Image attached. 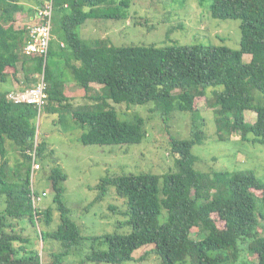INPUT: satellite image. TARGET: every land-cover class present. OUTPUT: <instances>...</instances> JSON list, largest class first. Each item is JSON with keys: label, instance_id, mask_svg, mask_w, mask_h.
Returning a JSON list of instances; mask_svg holds the SVG:
<instances>
[{"label": "trees", "instance_id": "trees-1", "mask_svg": "<svg viewBox=\"0 0 264 264\" xmlns=\"http://www.w3.org/2000/svg\"><path fill=\"white\" fill-rule=\"evenodd\" d=\"M19 1L0 0V264H43L41 253L18 231L23 224L33 227L43 243L50 239L59 243L62 250L52 252L53 264H63L82 239L63 200L68 177L59 165L48 177L55 208L34 206L39 194L32 188L33 162H46L49 149V143L36 138L42 111L69 113L78 129H84L80 137L84 145H139L147 137L144 119L122 121L114 104L149 103L164 119L176 109L192 113L191 137H171L172 153L178 156L175 171L101 180L96 201L114 187L124 199V225L130 232L100 237L107 249L95 251L90 261L124 264L134 261L140 248L154 245L161 264H190L188 247L193 245L198 264H264V179L250 169L197 171L198 157L193 154L205 140L196 102L208 99L209 92L220 138H226L222 132L237 131L242 141L264 145V0H213L209 6L213 18L240 22L239 49L208 44L117 47L106 39L87 44L78 29L89 19H125L130 1L110 7L106 5L110 0H46L54 7L53 37L46 53H28L33 43L30 29L15 24L18 12L35 17L45 0H24L34 8ZM246 55L249 61L244 60ZM19 66L27 84L15 87L11 78L18 79ZM38 79L47 82L49 94L41 112L34 105L9 100L13 90L25 91ZM67 82L85 90L83 100L69 98ZM247 111L256 113L254 123L246 120ZM16 152L21 158L15 157L10 166V153ZM56 211L60 222L51 230ZM213 214L224 223L223 229ZM194 228L201 239L193 237ZM178 252L183 257L176 260ZM247 252L257 257V263L245 258Z\"/></svg>", "mask_w": 264, "mask_h": 264}, {"label": "rangeland", "instance_id": "rangeland-1", "mask_svg": "<svg viewBox=\"0 0 264 264\" xmlns=\"http://www.w3.org/2000/svg\"><path fill=\"white\" fill-rule=\"evenodd\" d=\"M121 1L110 0L106 5L115 7ZM129 1V7H123L126 12L125 19L87 20L85 27L78 29L81 35L85 36L84 42L92 44L98 39H106L117 47L208 44L224 45L232 49L240 48V22L213 18L209 10L213 0H202V3L201 0ZM44 3L46 5L49 2L45 0ZM18 4H26L28 8L35 7L30 2L25 3L24 0L19 1ZM65 8L67 9L68 5ZM27 13L18 12L15 15L17 26L28 22L32 24V20L28 18L31 15L28 16ZM244 60L249 61L250 57L246 55ZM18 68V79L12 76L11 80L13 86L22 87L27 83L21 66ZM61 69L66 71L62 66ZM66 76L68 77V74ZM73 84L76 85L74 82H67L66 94L70 96L69 98L76 99L75 102L83 100L86 95L85 90ZM92 88L98 89V86L93 84ZM175 94H178V91H175ZM207 98L198 99L196 102V108L203 118V121L198 122L205 134L203 144L193 148V154L198 157L196 170L212 173L250 169L255 171L259 178L264 179V145H253L242 141L237 131L229 135L222 132L227 139L220 138L213 121V108L208 103L212 99L210 92ZM114 106L120 113L122 121L132 122L137 117L144 119L147 137L141 144L84 145L80 141L84 129H78L77 123L64 109L61 111L62 116H58V112L51 114L45 109L38 117L36 138L38 142L45 140L49 143V149L45 151L46 162L36 163L39 168L34 166L32 173V188L39 194L38 198H34V206L42 210L50 206L55 208L54 193L48 177L52 168L59 165L68 177L64 183L63 200L82 236L78 244L74 245L64 257L63 264H97L89 258L95 251L107 249V245L99 239L100 237L112 233L130 232L124 225L127 219L122 213L126 210L124 199L118 197L114 187L109 188L105 197L96 201L100 193L98 186L103 178L129 173L162 176L167 172L175 171L178 156L172 153L171 137L179 140H188L191 137L193 114L190 112L176 109L170 117L164 119L159 111H155L152 103L132 107L116 104ZM245 115L248 122L256 121L255 112L247 111ZM53 150L55 153L51 154ZM10 154L9 165L14 166L16 162L14 158H21V154L18 152ZM0 162H2L1 157ZM258 194L261 197L262 194L260 192ZM0 208H3L1 203ZM54 214L51 230L56 229L60 222V213L56 211ZM213 217L217 221V226L223 229L224 223L219 220L217 214H213ZM18 231L31 240L30 246L34 250L41 253L43 264L54 263L52 252L62 250L58 242L50 239L43 243L34 228L27 224L19 226ZM193 237L201 239L198 228L193 229ZM16 245L18 246L19 243ZM154 248V245L140 248L134 253L135 260L124 264H161ZM188 248L191 250L187 258L189 263L198 264L196 248L193 245ZM245 255L246 259L257 263L255 255L248 252ZM177 256L176 260L182 258L183 254Z\"/></svg>", "mask_w": 264, "mask_h": 264}, {"label": "built area", "instance_id": "built-area-1", "mask_svg": "<svg viewBox=\"0 0 264 264\" xmlns=\"http://www.w3.org/2000/svg\"><path fill=\"white\" fill-rule=\"evenodd\" d=\"M54 14L53 2H49L42 8H39L36 16L32 18L33 24L29 26L30 37L33 43L27 47V52L31 53L38 51L40 53H46L50 40L53 37L52 33V19ZM38 78V77H37ZM47 82L43 80H37V83L31 88H27L25 91L13 90L8 94L9 100L13 103H26L36 106L39 111L43 110L48 104L49 95L47 92ZM38 162H33L34 166L39 168L36 164Z\"/></svg>", "mask_w": 264, "mask_h": 264}, {"label": "clouds", "instance_id": "clouds-1", "mask_svg": "<svg viewBox=\"0 0 264 264\" xmlns=\"http://www.w3.org/2000/svg\"><path fill=\"white\" fill-rule=\"evenodd\" d=\"M29 16V15H28ZM28 18H30L31 20H32V18H33V15H31V16H29ZM29 23V22H28ZM28 23H26L27 25H28V27L31 25V24H28Z\"/></svg>", "mask_w": 264, "mask_h": 264}, {"label": "crops", "instance_id": "crops-1", "mask_svg": "<svg viewBox=\"0 0 264 264\" xmlns=\"http://www.w3.org/2000/svg\"><path fill=\"white\" fill-rule=\"evenodd\" d=\"M83 27H85V25H84ZM83 38H85V36H84V35H83Z\"/></svg>", "mask_w": 264, "mask_h": 264}]
</instances>
